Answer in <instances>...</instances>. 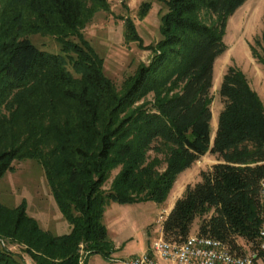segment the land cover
I'll use <instances>...</instances> for the list:
<instances>
[{
    "label": "trees",
    "instance_id": "16d2710c",
    "mask_svg": "<svg viewBox=\"0 0 264 264\" xmlns=\"http://www.w3.org/2000/svg\"><path fill=\"white\" fill-rule=\"evenodd\" d=\"M4 1L0 178L14 170L16 160L38 161L71 231L53 235L24 204L0 203V240L23 245L36 264H85L91 253L112 259L103 221L107 204L162 203L179 175L210 153L218 161L176 200L162 236L182 243L201 218L197 233L220 240L233 254H245L258 242L264 220V101L235 66L222 78L223 108L213 140L211 133L214 65L228 49L229 18L247 0H165L168 11L156 44L141 43L128 22L130 34L154 56L123 93L82 33L97 11L109 8L108 0ZM29 33L54 35L62 52L39 48ZM252 51L264 64V53ZM150 93L152 100L136 105ZM9 102L15 109L8 116ZM18 122L26 135L11 141ZM117 168L111 187L104 188ZM0 264L29 263L0 247Z\"/></svg>",
    "mask_w": 264,
    "mask_h": 264
},
{
    "label": "rangeland",
    "instance_id": "374dc122",
    "mask_svg": "<svg viewBox=\"0 0 264 264\" xmlns=\"http://www.w3.org/2000/svg\"><path fill=\"white\" fill-rule=\"evenodd\" d=\"M108 2L109 8L97 11L82 29V33L103 58L105 75L113 80L117 91L123 93L141 65H148L154 56L153 50L149 47H140L139 38L144 45L156 44L162 39V17L168 11V7L165 0H108ZM5 4L4 0H0V17L6 10ZM128 22H132L139 38H134L130 34ZM28 35L39 48L54 53L62 52L61 44L54 35L45 33ZM71 39L80 42L78 37ZM224 41L228 49L215 62L214 86L210 94L213 139L223 108L219 87L230 66L241 69L252 87L264 98V64L252 51L253 47L259 54L264 53V0H247L229 18ZM70 69L78 76L71 66ZM153 98L154 93H150L136 105ZM9 103L4 109L8 116L15 109L14 104ZM24 129V123L18 122L16 129L11 133V141L16 134L17 140H23L26 135L22 133ZM217 161V156L210 153L196 161L179 175L168 197L162 203L153 200L140 203L109 202L105 208L103 221L114 248L110 254L112 259L101 253L85 254V264H124L123 259L148 249L151 243L161 236L162 224L176 200L185 193L188 185L193 186L202 179V171L209 170ZM119 171L120 168L112 171L104 188L111 187ZM0 203L10 208L24 204L27 214L53 235H64L71 231L68 219L53 196L44 168L34 159L14 161V170L6 172L0 178ZM200 223L201 218H197L192 233L198 232ZM0 247L8 248L17 255V258L29 264H36L21 244L2 238ZM115 258L121 260L114 262Z\"/></svg>",
    "mask_w": 264,
    "mask_h": 264
},
{
    "label": "built area",
    "instance_id": "2783aa9c",
    "mask_svg": "<svg viewBox=\"0 0 264 264\" xmlns=\"http://www.w3.org/2000/svg\"><path fill=\"white\" fill-rule=\"evenodd\" d=\"M264 206V178L260 184ZM125 264H264V220L258 242L251 245L245 254L231 253L215 238L191 234L184 242L166 240L162 234L148 249L124 259Z\"/></svg>",
    "mask_w": 264,
    "mask_h": 264
},
{
    "label": "crops",
    "instance_id": "0c3cea01",
    "mask_svg": "<svg viewBox=\"0 0 264 264\" xmlns=\"http://www.w3.org/2000/svg\"><path fill=\"white\" fill-rule=\"evenodd\" d=\"M256 91H257V90H256ZM257 93L260 95V97H261L262 100L264 101V98L261 96V93H259L258 91H257ZM212 140H213V138H212ZM208 154H209V153H207L206 155H208ZM206 155H205V156H206ZM203 157H204V156H203ZM161 234H162V231H161ZM127 258H128V257H127ZM119 260H121V259H120V258H115V259H114V262H115V261L118 262ZM123 260H124V259H123ZM124 264H125V263H124Z\"/></svg>",
    "mask_w": 264,
    "mask_h": 264
}]
</instances>
